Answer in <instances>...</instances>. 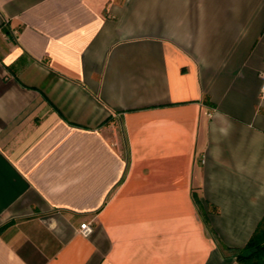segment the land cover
<instances>
[{"label":"crops","instance_id":"0c3cea01","mask_svg":"<svg viewBox=\"0 0 264 264\" xmlns=\"http://www.w3.org/2000/svg\"><path fill=\"white\" fill-rule=\"evenodd\" d=\"M263 77L264 0H0V264H239Z\"/></svg>","mask_w":264,"mask_h":264},{"label":"trees","instance_id":"16d2710c","mask_svg":"<svg viewBox=\"0 0 264 264\" xmlns=\"http://www.w3.org/2000/svg\"><path fill=\"white\" fill-rule=\"evenodd\" d=\"M0 226V232L8 226ZM239 264H264V221L256 229L246 246L239 250H229Z\"/></svg>","mask_w":264,"mask_h":264},{"label":"built area","instance_id":"2783aa9c","mask_svg":"<svg viewBox=\"0 0 264 264\" xmlns=\"http://www.w3.org/2000/svg\"><path fill=\"white\" fill-rule=\"evenodd\" d=\"M262 90L264 91V77L262 83ZM92 233V228L87 224L80 225V235L83 237H88Z\"/></svg>","mask_w":264,"mask_h":264}]
</instances>
